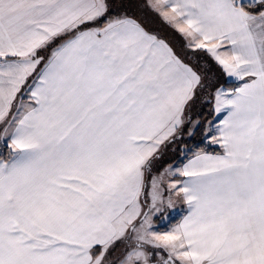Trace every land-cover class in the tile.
<instances>
[{
	"label": "snow or ice",
	"instance_id": "6c2138e0",
	"mask_svg": "<svg viewBox=\"0 0 264 264\" xmlns=\"http://www.w3.org/2000/svg\"><path fill=\"white\" fill-rule=\"evenodd\" d=\"M201 131L220 151L157 167ZM0 141V264H264V0H0Z\"/></svg>",
	"mask_w": 264,
	"mask_h": 264
},
{
	"label": "rangeland",
	"instance_id": "374dc122",
	"mask_svg": "<svg viewBox=\"0 0 264 264\" xmlns=\"http://www.w3.org/2000/svg\"><path fill=\"white\" fill-rule=\"evenodd\" d=\"M143 3V1H142ZM129 15L134 16L138 19L139 22L143 24V26L153 32L156 33L159 37L162 39H165L164 37H167V42H170V39L175 41L181 48V53H185L187 49L184 47V39L180 34H175L174 32H168L167 27L162 21V18L150 11L147 8H139L138 12H129ZM153 17L155 26L150 24L151 18ZM170 30V29H169ZM171 43V42H170ZM174 46V45H173ZM182 55V54H181ZM183 56V55H182ZM191 63L197 68L198 71L202 73V75L205 76L207 82L210 85L213 86H219L224 81V78L221 76V74L216 69V64L214 61L210 59V57L204 56L201 52L198 54L194 53L193 56L190 58ZM211 89L206 90V93L210 91ZM207 105H210L212 108L211 103H202L201 100H197L193 107V115L194 117L198 114L200 115L206 108ZM210 108V111H211ZM201 119V118H200ZM202 121V119H201ZM208 143V141H206ZM1 145H4L3 141H0ZM175 148L176 150L173 151L172 148ZM183 147L182 142L178 141L175 145L169 146L167 150L163 151L162 159L157 163V167L160 170H163L164 168L168 167L169 165H172L173 168H176V162H172L174 159H183L184 156L187 154V151L182 152L181 148ZM173 176L168 177L169 180H171ZM175 199V198H174ZM176 209L177 211H170L169 213H166V215H169L168 220L160 219V225L167 226L171 223L173 219H177L182 216L181 209L186 208V205H183L182 201L177 200L176 201ZM155 223V222H154Z\"/></svg>",
	"mask_w": 264,
	"mask_h": 264
},
{
	"label": "trees",
	"instance_id": "16d2710c",
	"mask_svg": "<svg viewBox=\"0 0 264 264\" xmlns=\"http://www.w3.org/2000/svg\"><path fill=\"white\" fill-rule=\"evenodd\" d=\"M142 1L143 0H131V3L133 5H139V4H142ZM139 8L140 7H133L129 12L132 11V12L136 13V12H138ZM154 21L155 20H153V17H152L150 24L155 26ZM216 69L221 74V71H220V69L217 66H216ZM221 76H222V74H221ZM210 108H211V106L207 105V108L199 115V117L202 119V121L207 120V119H211ZM181 142H182L183 146H186L187 149H191V151H187V154L184 156V158L182 160L181 159H174V160H172V162L182 163L186 159L190 158L192 156L193 152L198 151L200 149H204V150H206L209 153H216V152L220 151L219 148L211 146V145H209L206 142V140L204 139L202 131L198 132L196 136L191 137V138L185 136L184 140L181 141ZM8 151L9 150H8V148L5 145H1L0 144V155H7ZM178 220H179V218L173 219L171 221V223L169 225H167V226L160 225V222H161L160 219H157L154 222H155L156 226H158L160 231H166L172 224L176 223Z\"/></svg>",
	"mask_w": 264,
	"mask_h": 264
},
{
	"label": "crops",
	"instance_id": "0c3cea01",
	"mask_svg": "<svg viewBox=\"0 0 264 264\" xmlns=\"http://www.w3.org/2000/svg\"><path fill=\"white\" fill-rule=\"evenodd\" d=\"M163 21V20H162ZM163 23L165 24V26L167 27V31L168 32H174L175 34H179L178 32H176L174 29H172L169 25H167L164 21H163ZM170 29V30H169ZM161 38V37H160ZM166 40H167V37H164ZM171 42V43H170ZM170 42L168 41V43L170 44V46H172L173 47V49L182 57V58H184L185 60H186V62H188V63H190V64H192L191 63V61H190V58H191V56H193V52H191L190 50H188L187 49V51L185 52V53H181V50H182V48L179 46V45H177V43L175 42V41H173V40H171L170 39ZM174 45V46H173ZM196 54H198L199 53V51L198 52H195ZM202 54H204V56H206V57H208V55L206 54V53H203V52H201ZM183 56H182V55ZM211 59V58H210ZM193 65V64H192ZM194 66V65H193ZM196 66V65H195ZM194 66V67H195ZM217 66V65H216ZM218 67V66H217ZM196 68V67H195ZM219 68V67H218ZM197 69V68H196ZM220 69V68H219ZM221 71V70H220ZM221 74H222V72H221ZM222 77L225 79V77H224V75L222 74ZM223 83V82H222ZM208 144L209 145H211V146H214V147H217V148H219V146L218 145H212V144H210L209 142H208ZM212 154H214V153H212ZM192 158V156L190 157V158H188V159H191ZM188 159H186L184 162H182V163H176V165H177V167H182L185 163H187L188 162ZM176 178H179V179H184L183 177H172L171 179H176ZM180 218L181 217H179V220H180ZM179 220L176 222V223H178L179 222ZM175 224V223H174ZM174 224H172L167 230H169L171 227H173L174 226ZM166 230V231H167ZM161 232H163V231H161Z\"/></svg>",
	"mask_w": 264,
	"mask_h": 264
}]
</instances>
